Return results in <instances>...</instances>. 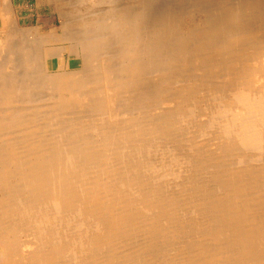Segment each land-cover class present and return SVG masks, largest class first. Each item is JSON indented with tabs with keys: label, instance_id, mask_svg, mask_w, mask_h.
Returning a JSON list of instances; mask_svg holds the SVG:
<instances>
[{
	"label": "bare ground",
	"instance_id": "bare-ground-1",
	"mask_svg": "<svg viewBox=\"0 0 264 264\" xmlns=\"http://www.w3.org/2000/svg\"><path fill=\"white\" fill-rule=\"evenodd\" d=\"M36 7L0 0V264H264V0Z\"/></svg>",
	"mask_w": 264,
	"mask_h": 264
},
{
	"label": "rangeland",
	"instance_id": "rangeland-1",
	"mask_svg": "<svg viewBox=\"0 0 264 264\" xmlns=\"http://www.w3.org/2000/svg\"><path fill=\"white\" fill-rule=\"evenodd\" d=\"M15 3L17 7H20L23 9L21 12V17L27 18L31 16L33 20L36 19L38 16V10L36 7V0H15ZM50 8L46 6L45 4L41 6V9H39V15H41L43 18H49L50 13L49 10Z\"/></svg>",
	"mask_w": 264,
	"mask_h": 264
}]
</instances>
